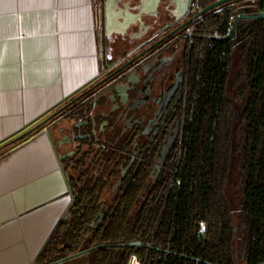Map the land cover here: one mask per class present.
Returning a JSON list of instances; mask_svg holds the SVG:
<instances>
[{
  "label": "trees",
  "instance_id": "16d2710c",
  "mask_svg": "<svg viewBox=\"0 0 264 264\" xmlns=\"http://www.w3.org/2000/svg\"><path fill=\"white\" fill-rule=\"evenodd\" d=\"M243 1L234 3L240 6ZM254 1L264 10V0ZM203 3L205 6L209 0ZM199 26L224 36L230 19L228 15L207 16ZM243 48L235 79L237 97L242 100L241 121L234 129L242 199L238 215L241 257L235 253L236 225L224 195L232 156L234 111L227 87L234 48L230 41L204 37L195 38L190 49L191 74L172 187L155 190L146 201L140 198L142 190L130 188L71 190L73 201L66 213L69 220L57 225L35 260L37 264L101 244L135 241L171 253L135 247L100 248L61 264L264 262V19L253 23ZM17 144L1 143L0 159ZM101 210L102 224L94 228Z\"/></svg>",
  "mask_w": 264,
  "mask_h": 264
},
{
  "label": "crops",
  "instance_id": "0c3cea01",
  "mask_svg": "<svg viewBox=\"0 0 264 264\" xmlns=\"http://www.w3.org/2000/svg\"><path fill=\"white\" fill-rule=\"evenodd\" d=\"M138 7L135 0H0V144L42 122L130 50ZM18 142L0 159V264L37 263L73 201L51 132Z\"/></svg>",
  "mask_w": 264,
  "mask_h": 264
},
{
  "label": "flooded vegetation",
  "instance_id": "af4514ba",
  "mask_svg": "<svg viewBox=\"0 0 264 264\" xmlns=\"http://www.w3.org/2000/svg\"><path fill=\"white\" fill-rule=\"evenodd\" d=\"M135 1L139 7L131 20L140 22L138 42L119 59L109 60L102 75L72 97L69 101L83 94L47 128L70 190L130 188L142 190L140 198L146 201L155 190L169 186L175 169L195 38L223 39L230 34L226 41L243 50L254 22L242 19L231 33L241 5L214 8L195 18L206 0H197L195 11L196 0ZM255 5L256 11H264ZM215 15L229 16L224 36L199 26ZM103 79L109 89L85 93Z\"/></svg>",
  "mask_w": 264,
  "mask_h": 264
},
{
  "label": "water",
  "instance_id": "95a60500",
  "mask_svg": "<svg viewBox=\"0 0 264 264\" xmlns=\"http://www.w3.org/2000/svg\"><path fill=\"white\" fill-rule=\"evenodd\" d=\"M236 1L237 0H215V1L207 4L204 8H202L196 14L195 18L201 17L205 13H208V12L214 10V8L217 9V8L223 6V5H226V4L228 5L229 3L236 2ZM255 4L256 3L254 1H248V2H245V3L242 2L240 8L238 9V15H237V17H236V19H235V21L233 23V26H232L233 28L231 30V33L234 32V28L236 26V23L238 21H240V20L242 21V19L249 20L251 23L264 19V11H256V8H254V7H256ZM231 38H232V36L230 34L228 36H226V37H223V39H225V40H230ZM120 70H122V67L117 69L115 72H113L111 74V76H113L114 74L120 72ZM106 80L107 79L101 80L100 82H98L97 84L92 86L90 89H88L85 93L89 92L90 90H94V89H96L98 87L101 88L100 91H105V90L109 89L111 87L110 85L103 86V84L106 82ZM81 95H83V94H81ZM81 95L77 96L75 99L69 101L64 106H62L60 109H57L56 111L51 113L49 116H47L44 120H42V122H39L38 124H36L31 129L23 132L22 134L17 136L15 139H13L10 142H8L6 145H11V144L16 143L18 141H21L22 139L30 136L35 131H37L39 129H42V128H44L45 130L50 132V130H48V128H47V124L52 122L62 111L66 110L68 107H70L72 104H74L78 99H80ZM103 217H104V212H103V210H101L100 213H98L96 218H95V222L93 224L94 228H96V227H98L99 225L102 224ZM63 220L64 221H68L69 220L68 216H65L63 218ZM133 247H135V248H146V249H149V250L161 251V252H164L166 254H170L171 253L168 250H162L160 248H157L156 246L144 245V244L141 243V241L127 242V243H115V244H101V245L93 246L91 248H87V249L82 250L80 252H77V253H75L73 255L61 258V260L58 259V260L52 261V262L47 263V264H61V263H64L66 261L72 260L74 258L83 256L85 254L88 255V253H90L92 251H95L97 249H100V248H133ZM174 255H176V254L174 253ZM181 257L187 258L185 255H182ZM190 259L193 260V261L195 260L194 258H190ZM199 262H201L203 264H210L209 262H205V261H199ZM33 264H37V263H33ZM258 264H264V262L258 263Z\"/></svg>",
  "mask_w": 264,
  "mask_h": 264
},
{
  "label": "rangeland",
  "instance_id": "374dc122",
  "mask_svg": "<svg viewBox=\"0 0 264 264\" xmlns=\"http://www.w3.org/2000/svg\"><path fill=\"white\" fill-rule=\"evenodd\" d=\"M243 1V0H237ZM253 1V0H244L245 2ZM233 5H237L234 2L229 3ZM240 55H241V47L238 46L237 48H234L232 53V67L230 70V77H229V83L227 87V97L233 107L234 111V118H233V132H232V151H231V163L229 168V175L226 182V186L224 189V195L225 198L229 204V207L232 211L234 223H235V232H236V239H235V253L237 257H241L240 254V246H241V230L238 227V215L241 210V185L238 179V170H239V154L236 152L234 153L236 147H237V139L235 136V130L236 127L239 125L241 121V111H242V100L237 97L238 92V84L236 82V74L239 70V61H240Z\"/></svg>",
  "mask_w": 264,
  "mask_h": 264
},
{
  "label": "built area",
  "instance_id": "2783aa9c",
  "mask_svg": "<svg viewBox=\"0 0 264 264\" xmlns=\"http://www.w3.org/2000/svg\"><path fill=\"white\" fill-rule=\"evenodd\" d=\"M196 4H197V0L195 1V6H194V10H193V11H195ZM193 31H194V27L191 26L190 29H189L190 34H192ZM177 153H178V150H177ZM174 182H175V181H174V178L171 180V182H169V187H170V188L172 187V185H173ZM133 263H136V262L133 261Z\"/></svg>",
  "mask_w": 264,
  "mask_h": 264
}]
</instances>
